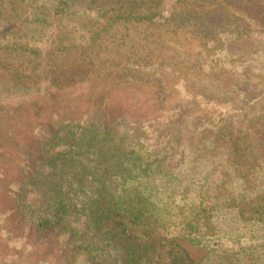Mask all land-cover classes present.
Here are the masks:
<instances>
[{
  "label": "trees",
  "instance_id": "obj_1",
  "mask_svg": "<svg viewBox=\"0 0 264 264\" xmlns=\"http://www.w3.org/2000/svg\"><path fill=\"white\" fill-rule=\"evenodd\" d=\"M164 1L0 0L1 7L17 14L0 15V79L6 78L7 91L36 88L32 74L42 65L34 64L43 55L30 44L38 33L54 39L50 61L85 68L98 64L106 74L91 90L95 95L87 100L88 112L60 114L54 107L37 128L33 124L39 116H30L32 134L57 122L46 154L42 147L40 157L19 147L43 168L22 185L20 197L28 191L36 195L22 204V219L30 240L64 234L58 263L264 264V110L244 109L258 87L251 77L264 75L262 54L257 48L247 57L230 55L227 45L244 36L243 27L228 14L222 25L209 24L222 14L212 0H175L168 15ZM225 2L247 7L240 0ZM121 27L151 34L145 56L105 72L106 57L100 52L105 38ZM171 28L204 42L208 61L196 56L197 75H204L201 66L211 77L228 75L242 100L238 113L218 120L214 140L198 143L196 153L193 136L186 137L180 120L167 119L160 138L148 144L142 126L125 117L115 123L107 119L112 92L134 87L136 80L126 76H142L155 66L147 64L156 55L157 40ZM89 30L94 33L83 47L76 35ZM66 76L59 65L51 69L50 86L62 89ZM83 88L76 89L82 93ZM4 132L7 139H18L19 133ZM184 244L204 257L194 260Z\"/></svg>",
  "mask_w": 264,
  "mask_h": 264
},
{
  "label": "rangeland",
  "instance_id": "obj_2",
  "mask_svg": "<svg viewBox=\"0 0 264 264\" xmlns=\"http://www.w3.org/2000/svg\"><path fill=\"white\" fill-rule=\"evenodd\" d=\"M240 1L247 4L245 9L236 7V2L232 5L225 0H212L222 14L214 15L208 23L215 27L222 25L227 19L226 14L240 21L244 36L230 42L227 45L228 51L230 55L247 57L258 48L262 54L259 63L263 67L264 0ZM175 2V0L164 1V15H168ZM0 15L12 17L17 14L10 6H0ZM90 15L95 16L94 12ZM177 32L180 33L176 35ZM91 33L94 31H84L83 35H76L79 44L85 47L87 40L91 39ZM191 37L193 38L190 39ZM150 38L149 33L135 29L126 31L122 27L113 35L106 37L107 43L103 46L105 49L100 52L106 57L103 67L107 66L108 69L105 72H112L114 68L121 67L120 63L125 64L129 61L128 63L132 64L134 57L139 56L136 61L142 59L145 56L146 40L150 41ZM198 38L171 28L166 35L157 40L160 45L156 47V55L152 62L147 64L155 66L142 76L127 75V80L138 81H133L134 87L124 86L112 92L108 121L115 123L122 117L128 118L129 123L143 127L142 130L146 132L145 138L149 140L148 144H152L163 134L167 119L180 120L179 124L182 125L186 137L193 136L194 153L198 152L196 149L198 143L214 140L215 130L222 123H218V120L227 117L225 115L238 113L242 100L238 99L237 92L232 90L233 82L228 75L222 78L209 76V69L202 67L200 60L198 61L204 75H197L196 56L206 59L208 53L204 42ZM52 42L54 39L51 34L45 33H38L31 41L30 47L39 48L43 55L38 60L41 64H34L42 65L41 68L33 67L35 72L32 75L37 83L36 88L29 92L7 91L6 78L0 79V132L4 135H0L2 152L0 154V264H62L58 261L62 248L60 242L65 239L64 234L53 232L41 239L30 240L28 223L22 219L21 211L24 210L22 204L36 198V195L30 191L20 197L22 185L28 181L33 171H41L43 168L40 167L39 159L32 158L33 160L29 161V157L23 151H19V147L31 149L39 157L42 147L43 154H46L49 148L45 143L57 122H49L48 126L32 134L33 129L29 130L30 116H39V120H35L33 124V127L37 128L39 125L37 123L47 118L42 115L50 114L54 107L60 114L71 113L80 116L88 112L90 107L87 100L95 95V91H91L94 89V84L97 85L96 82L106 77L105 73L99 72L98 64L92 65L94 68L88 64L85 68L86 66L63 65L50 61ZM205 59L202 60L208 61ZM58 65L67 74L65 84L59 90L55 86H50L49 80L51 69L58 70ZM83 69L85 73L80 74ZM255 76L251 77L253 78L251 82L258 87L252 90V97L245 101L249 102V106L245 104L244 109L260 112L264 110V75ZM77 81L81 84L78 82L74 86ZM70 83L74 84L70 85ZM83 84H85V92ZM80 85L83 88L82 93L76 89ZM146 87H151L152 92ZM61 100L66 101L65 105L57 103ZM139 119L142 120L141 123L136 124ZM10 130L19 133L18 139L6 138L4 131ZM184 246L196 261L201 260L205 255L192 246L187 244Z\"/></svg>",
  "mask_w": 264,
  "mask_h": 264
}]
</instances>
